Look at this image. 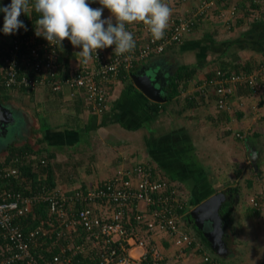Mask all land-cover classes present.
Masks as SVG:
<instances>
[{"label":"crops","instance_id":"obj_1","mask_svg":"<svg viewBox=\"0 0 264 264\" xmlns=\"http://www.w3.org/2000/svg\"><path fill=\"white\" fill-rule=\"evenodd\" d=\"M202 1L165 0L172 9L170 19L192 16ZM88 2L101 7L93 0ZM250 3L251 0H227L216 5L209 15L199 19L182 43L137 64L133 74L153 62L155 68L151 66L145 73L157 79L160 75L156 65L163 64L164 60L172 62L176 69L180 65L198 68L186 87L180 88V93L169 102L163 96L176 69L158 86L163 99L159 103L145 97L130 76L118 78L109 86L107 105L102 114L90 111L83 96H73L69 89L52 91L39 87L35 91H9L1 88V105L11 104L16 111L12 112L15 121L10 130L8 128L9 134L0 138V166L5 167L14 157L22 156H14L4 164L9 149L27 146L34 153H24L22 162L29 163L31 171L37 173L42 167L38 162L43 160L41 165L47 164L48 170L52 171L53 188L71 192L92 189L118 171L146 165L153 178L166 181L188 201L187 215L180 225L182 231L192 236L199 230L191 216L193 209L221 192L225 193L226 202L232 197L229 191L237 188L233 200V226L238 222L237 228L241 232L251 228L252 244L241 241L244 245L234 249L224 238V248L218 251L206 239L210 247L200 243L201 249L178 251L163 233L148 234L140 226L135 227L134 233L162 253L165 264H264V198L259 202V209L250 203V199L264 194V76L259 79L262 90L258 93L250 94L243 87L236 89L227 111L216 108L214 91L201 88L206 72L218 71L222 61L231 64L248 61L252 62V68L264 63V0L251 3L257 9L252 8L251 14L241 19ZM231 7L239 10L238 19L236 14L229 15ZM21 16L33 20L39 18L34 9ZM109 16L105 9L102 19ZM3 22L4 14L0 13V41L5 36ZM80 50L73 48L66 39L63 41L62 49L59 48L62 75L80 65L74 56ZM181 60L184 62L180 63ZM152 103L160 104L158 111L149 108ZM21 111L28 114V119L22 118ZM246 143L256 153L255 166L247 157ZM23 179L20 175L11 184L20 189L32 186ZM243 206L247 212L241 220L236 216L238 207ZM254 210L258 216H253ZM247 245H252L253 257L248 259L245 254L236 257L237 252H245ZM5 249L6 243L0 236V261L5 256ZM142 253L143 249L138 247L129 248L131 257L139 258ZM227 258H238L239 262L232 263Z\"/></svg>","mask_w":264,"mask_h":264},{"label":"built area","instance_id":"obj_2","mask_svg":"<svg viewBox=\"0 0 264 264\" xmlns=\"http://www.w3.org/2000/svg\"><path fill=\"white\" fill-rule=\"evenodd\" d=\"M219 1L222 0H203L192 16L170 19L160 40H153L141 23L126 25L136 42L131 53L116 56L114 47L97 50V58L93 54L92 61L69 69L67 75H62L59 48L35 35L36 20L20 16L25 28L11 35L4 34L0 41V88L9 91H35L39 87L52 91L69 89L73 96H83L90 111L102 114L113 82L123 76L131 77L137 64L182 43L199 19L209 15L211 8L216 9ZM258 1L251 0V3ZM90 6L99 8L93 3ZM228 13L235 16L236 8L231 7ZM262 76L264 63L252 71L227 77L218 70L214 78L202 80L201 88L214 91L216 108L227 111L238 89L237 83L246 85L252 94L258 93L262 90L259 82ZM22 156L14 157L8 166L0 169V236L6 243L0 264H165L162 253L145 239H138L134 233L136 226L148 234L163 233L178 251L202 248L194 236L181 230L188 201L166 181L153 178L146 165L118 171L92 189L63 192L49 186L32 190L28 185L22 191L30 193L24 194L9 188L12 180L20 176ZM263 196L250 199L255 209H259ZM41 204L48 207L47 220L23 232L17 222ZM47 227L65 241L55 257L41 259L33 250L39 246L40 236L49 234ZM131 247L143 249L142 255L131 257Z\"/></svg>","mask_w":264,"mask_h":264},{"label":"clouds","instance_id":"obj_3","mask_svg":"<svg viewBox=\"0 0 264 264\" xmlns=\"http://www.w3.org/2000/svg\"><path fill=\"white\" fill-rule=\"evenodd\" d=\"M101 7L92 8L88 0H11L0 7L4 14L2 31L5 35L25 28L19 19L30 10L38 14L35 35L43 37L51 46L61 48L67 39L73 48L77 62L87 65L97 58V50L114 47L116 56L131 53L136 42L126 25L141 23L153 40L163 38L168 28L172 9L165 0H93ZM110 16L102 19L104 10ZM115 20V23H113Z\"/></svg>","mask_w":264,"mask_h":264},{"label":"trees","instance_id":"obj_4","mask_svg":"<svg viewBox=\"0 0 264 264\" xmlns=\"http://www.w3.org/2000/svg\"><path fill=\"white\" fill-rule=\"evenodd\" d=\"M223 2H224L223 0L219 1L216 3V5L221 4ZM247 7H248L247 10L241 14V17H242L241 19H244L245 17L250 15L251 14L250 11L252 10V8L257 9V7H254V6L252 7L251 5L247 6ZM236 10H237V8H236ZM238 11L239 10H237V12ZM238 14H239V12L236 14V17H235L236 19L239 18ZM252 67H253L252 62L250 63L248 61L245 64H233V63L231 64V63H225L222 61L218 65V70L222 73L223 77H227L231 74L237 75V74H240L241 72L252 71V69H253ZM197 70H198V68L196 66L189 67L186 65H180L176 69L175 73L169 78V84H168V87L165 89L166 93L164 94L163 99H165V101H167V102H169L170 100H173L180 93V88L184 89L187 85V82L190 81L195 76ZM206 73L207 74H206L204 79L210 80V79L215 77L216 70L208 71ZM237 87L238 88H241V87L246 88L247 91L251 94V90L246 85H240L237 83ZM0 90H1V88H0ZM159 107H161V106L158 103H152L149 106V108L152 111H158ZM24 153L33 154L34 151L31 148H28L27 146H26V148H22V149H16V148L15 149H12V148L9 149L8 153H7V158L5 160L6 162L4 164L10 162V159L13 158L14 156H17L19 154L24 155ZM42 161L40 160L38 162L39 163L38 166L40 165L42 167H40V169H38L37 173L31 171L32 170L31 165L27 162H25V163L23 162L19 166V172H20L21 178H25V180L23 179L24 183L27 182V183L32 184V186H30L32 190L34 188L40 187V186H49V187L53 188V182L51 181V175H50L52 173V171L48 170L49 166H47V164L41 165ZM7 165H9V164H7ZM46 176H47V178L44 179L43 177H46ZM40 177L42 178V180L44 182H42ZM13 186L14 185L12 184L9 186V188L13 189L14 191L24 190V188L20 189L18 186H16V184H15V187H13ZM22 192H24V194L30 193L28 190H25ZM230 193L232 194V197L227 198V201L221 205V207L219 209V216L222 220V226H223V229L225 231V238H227L228 242L231 244V246L233 248L234 247L240 248L244 245V243L239 241V239L237 237L236 238L234 237L235 230H234L233 221H232L233 206L235 204V203H233V200H234V196L238 193L237 188L231 189L229 191V194ZM33 210H34L33 212H31L27 215H24L17 222V224L22 228L23 232H27L30 229L37 227L39 225L40 221H45L48 218V207H46V205H44V204L37 205L34 207ZM252 214H253V216L259 215V213L256 212V210H254ZM187 218H189V216H187ZM47 228L49 230V234L40 236V238H39L40 244L37 248H35L33 250L34 254L38 258H41V259H52L53 257H55L60 250V248H59L60 245L65 241V239H63L62 237L57 238L56 233L52 232L51 231L52 229L50 227H47ZM195 235H194V237L197 238V241L199 243H202L203 245L210 247L209 242H207L206 238L203 236L202 231L195 230ZM239 255L240 254H238V256H236V257H239ZM233 262H235V261H232V263Z\"/></svg>","mask_w":264,"mask_h":264},{"label":"water","instance_id":"obj_5","mask_svg":"<svg viewBox=\"0 0 264 264\" xmlns=\"http://www.w3.org/2000/svg\"><path fill=\"white\" fill-rule=\"evenodd\" d=\"M131 80L135 87L148 99L154 102H163L159 95L158 79L154 75L146 74L144 70L138 71L131 75ZM9 111L0 103V138H6L10 128L14 125ZM9 128V130H8ZM247 144V157L253 166L256 165L257 157L253 149ZM225 193H217L193 209L191 216L195 220L196 227L202 231L203 236L210 242L215 250H222L223 226L219 216V209L225 202ZM209 224V228L205 229V225ZM224 248V247H223ZM231 252V251H229ZM229 255V254H228ZM233 255L232 253L230 254ZM230 256V257H231Z\"/></svg>","mask_w":264,"mask_h":264},{"label":"rangeland","instance_id":"obj_6","mask_svg":"<svg viewBox=\"0 0 264 264\" xmlns=\"http://www.w3.org/2000/svg\"><path fill=\"white\" fill-rule=\"evenodd\" d=\"M11 2V0H0V7H3V6H7V5H9V3ZM250 5H251V3H250ZM0 13H2V12H0ZM3 14V13H2ZM161 59V58H160ZM186 61H188V60H186ZM182 62H184L183 60H181V62L180 63H182ZM152 63L153 62H151V63H149L148 65H146V66H144V70H145V72L146 71H150V68H151V66H152ZM161 63H163V64H159V65H156L157 66V69H158V72H159V78H158V82H157V84H158V86L160 85V83H162V82H164L165 81V76H167V75H170L171 73L170 72H174L175 71V69H176V66H174V64L172 63V62H168V61H162ZM176 64V63H175ZM155 66V65H154ZM154 66H152V67H154ZM155 68V67H154ZM169 72V73H168ZM157 86V87H158ZM22 106V105H21ZM4 107L9 111V113H10V116H11V118L15 121V118H14V115H13V113L12 112H14V111H16V109L15 108H13L12 107V105L11 104H4ZM21 116H22V118L23 119H25V118H27L28 117V114L26 113V112H24V111H21ZM28 119V118H27ZM263 198H264V196H263ZM235 202V201H234ZM239 204V203H238ZM238 209H239V212H238V216H236V217H238L239 219H241L242 220V217H245L246 216V212H247V209H246V207L245 206H243L242 208H240V207H238ZM243 221L245 222V223H248V221L247 220H244V218H243ZM242 223V222H241ZM237 224H238V222L236 223L235 222V225L236 226H233L234 227V230H235V235H234V237L236 238H238V239H240V241H246L248 244H252V242H251V240H253V232L251 231V228H247V230L244 232V231H242L241 232V229L240 230H238V228H237ZM241 226H243V224H240ZM207 228H209V224H207V226H206ZM230 232V231H229ZM241 232V233H240ZM225 236V231H223V240H224V237ZM231 247V246H230ZM245 248V252H241V251H239V253L237 252L236 253V255L235 256H238V254H240L239 255V257L238 258H241V257H244V254H245V256H248V259L250 258H252L253 257V247H252V245H247V246H245L244 247ZM226 249H224V251H225ZM227 251V250H226ZM228 252V251H227ZM238 258H236V259H234V260H232V259H230V258H227L229 261H238L239 262V259ZM234 264H237V263H234Z\"/></svg>","mask_w":264,"mask_h":264}]
</instances>
